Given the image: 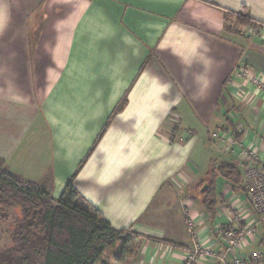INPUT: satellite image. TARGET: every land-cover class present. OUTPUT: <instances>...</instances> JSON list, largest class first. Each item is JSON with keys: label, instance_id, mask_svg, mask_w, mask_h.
<instances>
[{"label": "crops", "instance_id": "1", "mask_svg": "<svg viewBox=\"0 0 264 264\" xmlns=\"http://www.w3.org/2000/svg\"><path fill=\"white\" fill-rule=\"evenodd\" d=\"M241 67L264 75V0H0V157L54 199L74 174L113 229L139 233L140 258L115 264H183L195 243L220 252L214 229L230 215L219 200L214 218L190 213L193 240L181 199L165 198L186 171L206 175L225 125L243 148L262 139L264 88L228 86L237 108L225 95ZM169 125L177 138L161 131ZM260 231L243 254L264 247Z\"/></svg>", "mask_w": 264, "mask_h": 264}, {"label": "trees", "instance_id": "2", "mask_svg": "<svg viewBox=\"0 0 264 264\" xmlns=\"http://www.w3.org/2000/svg\"><path fill=\"white\" fill-rule=\"evenodd\" d=\"M231 17L241 24L251 23L248 16L241 17L232 12L225 15V20ZM123 101L116 110L122 107ZM74 176L67 179L62 193L54 199L41 185L11 173L0 157V221L16 207L22 214L17 222L18 229L12 235L19 245L0 252V264H30V253L25 246L32 243L40 248L37 253L42 254L41 264H95L103 251L117 242L119 247L114 261L123 263L127 259L141 235L131 230L113 229L74 187ZM218 178L229 183L233 192L241 191L243 186L236 162L220 160L213 163L205 178L199 180L202 186L199 203L211 218L219 204Z\"/></svg>", "mask_w": 264, "mask_h": 264}, {"label": "rangeland", "instance_id": "3", "mask_svg": "<svg viewBox=\"0 0 264 264\" xmlns=\"http://www.w3.org/2000/svg\"><path fill=\"white\" fill-rule=\"evenodd\" d=\"M234 75V72L232 74V76ZM232 76L230 75L226 81V85H225V95H227L229 97V101H230V105H233L234 107H238V104L235 102H240L237 101V99H234V97H232V95L228 92V86L231 87V90H235V88H237L239 86V88H243L242 83L240 82H235L232 79ZM245 83H247V85H251V87H253L254 85L249 82V81H245ZM255 87V86H254ZM251 94V93H250ZM254 94V93H253ZM252 96V95H251ZM251 96L250 99L247 101L249 102L251 100ZM247 97H249L247 95ZM246 99V98H245ZM241 104V102H240ZM253 106H251L252 108ZM243 112H245V110H242ZM235 116V115H234ZM233 116V117H234ZM232 118V117H231ZM237 118V115L235 116V119ZM242 118V117H241ZM172 123V122H171ZM183 125H186L188 122H183ZM172 124H177L178 123H172ZM235 127L237 126L236 121L234 123H232ZM171 125V124H170ZM169 127L168 126H163L161 127V131L163 133H165V135H167L170 139L173 138H177V136L179 134H176L175 130L172 129V127L174 125H171ZM177 128V126H175ZM243 127H241L242 129ZM240 129V128H239ZM239 131L238 128L237 130H233L232 125H225L223 128H221L220 130H218V132H214L212 135L213 137V145L215 147H217V152L216 155L213 157V160L211 161V163L213 164H217L218 161L220 160H227V161H234L238 164L239 170L241 172L242 175V190L238 191L236 194L233 193V191L231 190V186L229 183H224L221 184L216 188V192H217V196H218V200L220 202V213L223 214H228L230 215V218L232 220L231 224L237 225L240 222V219H238V214L242 213L244 210H246L248 208V203H247V199H245L244 197V193H245V185H244V170L246 169V167L251 163V161L248 160V157L250 156L248 148H251V152L252 154H254V156L257 158L256 163H255V167L256 166H262V162L259 161L260 158L264 161V157H260V154L264 151V134H262V139L261 140H257V141H252V146L251 147H246L243 148L242 146H239V143L237 142V135H238ZM181 138L185 139L189 134L187 132H182ZM211 136V135H210ZM211 137V138H212ZM260 139V135L257 136ZM256 140V139H255ZM238 145V147H236ZM259 159V160H258ZM188 172L186 171V174L184 176V178H178L175 179V184H177L179 187L181 188H172L170 190V193L166 196V200L169 199L171 203H173L174 200H176V198L181 199L180 204H179V209H177L175 206L173 205H169L166 208H159L158 212L156 213L157 217L155 216L153 218L154 222H159L160 218H158L160 215L162 216H168L171 217L175 210L177 212L180 213V217L181 219L185 222L186 224V229L189 232L190 238L193 240H196V238L194 236H192L193 232L196 230L198 231V226H201V224H196V222L193 220V218L191 217V214L193 211H195L197 209V207L200 209V211L202 210V207L200 205V194H199V190L202 187L201 186V182H199V180L201 178H205V175L201 176L197 175L195 176H190L189 174H187ZM220 180V179H219ZM221 181V180H220ZM222 182V181H221ZM204 188V187H203ZM237 195H240L241 198H238ZM185 201L189 202V203H185ZM196 208V209H195ZM198 212H200L199 210H197ZM22 218V214L21 211L18 207L9 210L7 213V216L5 219H3L2 221H0V252L8 249V248H12V247H17L19 245V243L17 241L14 240V238L12 237L13 233L15 231H17L18 229V224L17 222L20 221ZM192 226L189 227L188 223L192 222ZM220 223V222H219ZM203 225V223H202ZM221 227H225L226 225H228V223H220L219 224ZM210 226V225H208ZM264 223L259 224L257 226L258 228V234L261 235V231L260 228H263ZM32 230V229H31ZM144 239L140 238V240L138 241V243H136V245L133 247V251L132 253L127 257L128 261L130 263H132L133 261H136L140 258L141 253L139 251L140 246L139 243L143 242ZM28 250V252L30 253V264H41L42 261V254L37 253L38 251H40V248L35 244H28L25 246ZM119 247V242L115 243L114 247L112 248H108L105 249L101 255V257L98 259V261L95 262V264H115L116 262L113 259V256L117 250V248Z\"/></svg>", "mask_w": 264, "mask_h": 264}, {"label": "built area", "instance_id": "4", "mask_svg": "<svg viewBox=\"0 0 264 264\" xmlns=\"http://www.w3.org/2000/svg\"><path fill=\"white\" fill-rule=\"evenodd\" d=\"M232 79L235 82H238L239 79L249 81L255 88H264V75L255 74L248 68L236 69ZM250 149L248 148L250 154L248 160L251 163L243 172L245 179L244 197L247 199L248 208L238 214L240 222L237 225L231 224L232 220L229 216L228 225L215 227L216 240L222 248L220 252L195 243L193 248L185 253L183 264H192L199 259H214L220 264H264V247L249 255L242 253L248 240L258 236L257 226L264 223V161L261 158L258 159L262 162L263 167H255L257 158ZM192 223L193 221L188 223V226L191 227ZM192 236L196 238V230Z\"/></svg>", "mask_w": 264, "mask_h": 264}, {"label": "water", "instance_id": "5", "mask_svg": "<svg viewBox=\"0 0 264 264\" xmlns=\"http://www.w3.org/2000/svg\"><path fill=\"white\" fill-rule=\"evenodd\" d=\"M205 187V186H204Z\"/></svg>", "mask_w": 264, "mask_h": 264}]
</instances>
